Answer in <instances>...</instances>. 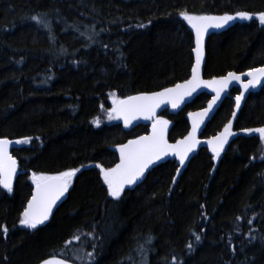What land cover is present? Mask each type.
<instances>
[{
  "label": "trees",
  "instance_id": "obj_1",
  "mask_svg": "<svg viewBox=\"0 0 264 264\" xmlns=\"http://www.w3.org/2000/svg\"><path fill=\"white\" fill-rule=\"evenodd\" d=\"M185 10L255 14L264 11V0H0V136L32 138L12 152L20 168L13 190L0 186V226L8 229L0 231V264H38L53 255L88 264L84 253L93 251L95 264H264V141L258 134L234 136L216 159L201 148L180 175L174 161L159 164L118 200L108 196L96 167H114L118 146L148 132L149 126L128 130L109 119L113 98L158 91L190 76L193 36L179 16ZM38 14L50 30L31 21ZM205 53L206 78L262 66L264 25L255 15L236 19L208 37ZM236 93L223 101L204 137L230 120L233 131L264 126V85L240 110ZM208 99L201 94L163 113L169 141L185 135L188 114ZM72 168L79 171L51 219L36 229L20 225L32 174Z\"/></svg>",
  "mask_w": 264,
  "mask_h": 264
},
{
  "label": "snow or ice",
  "instance_id": "obj_2",
  "mask_svg": "<svg viewBox=\"0 0 264 264\" xmlns=\"http://www.w3.org/2000/svg\"><path fill=\"white\" fill-rule=\"evenodd\" d=\"M254 15L259 20V23L264 25V11L255 14L247 11H238L234 15L224 14L221 16L193 15L186 10L179 12V16L187 21L194 30L196 37V47L193 49L196 54V63L192 67L191 78L183 81V83H177L173 87L163 88L158 92L141 93L135 96L125 97L124 99L113 98V107L108 110L109 119L120 117L123 119L125 127H127L138 116H144L146 119H153V124L151 135L140 136L137 139L129 140L126 144L118 146L120 162L114 167L105 168L100 164L96 165L100 169V175L103 178L104 184L107 185L108 196L115 200L121 198L125 186L136 183L150 165H153L156 161L161 160L169 154L177 157L179 163L183 165L188 154L201 143L196 138L197 129L204 122L205 117L209 116L213 106L221 98V94L228 89L231 82H238L242 89L240 94L235 97V106L237 109L241 105L244 93L250 88H255L261 84L262 80H264V66L249 68L247 72L240 74L230 71L225 76L213 77L210 80H203L199 75L203 57V38L205 32L209 28H222L237 18L251 20ZM30 19L38 26L50 30L49 21L46 16L42 14L32 15ZM138 27H144V25L141 24ZM50 39H54V37L50 36ZM242 76H246L247 80L242 79ZM201 86L211 88L215 95L212 96V99L208 101L207 107L202 111L196 113L190 112L188 114L192 120V129L188 132L187 136L181 140H177L175 144H169L166 139V130L169 121L156 117V109L165 103H170L173 109L177 108L186 97L192 96ZM112 95L113 97L115 96L114 93ZM233 116H236V112H233ZM93 123L98 126L100 120L95 119ZM231 129L232 121L230 120L224 125L222 132L206 141L213 153V159L221 155V151L224 149L229 137L235 135ZM241 131L247 134H258L260 140L264 141V126L259 128H245L241 129ZM31 139V137H25L23 140L15 141V143H29ZM10 143L7 139H0V186L9 192L13 190L12 177L16 173V160L8 154V145ZM78 171V168H72L58 172L55 175L37 174L34 172L31 179L35 188L31 198L27 202V206L21 213L19 224L29 229H36L38 225H42L47 221L52 213L53 206L69 191L72 178L76 176ZM179 171L180 169L178 168L177 172ZM173 181H175V177H173ZM237 219H240V217H237ZM251 222V220L248 221V223ZM0 231L6 235L8 229L6 226H0ZM87 235L92 236L93 233H87ZM194 237L197 242L201 240L199 234L194 233ZM255 238L254 236L251 237V239ZM72 239L80 241L81 236L74 235ZM151 240L152 238L148 237L145 242L150 244ZM71 242L70 240L67 243ZM91 247L95 250L98 245L93 243ZM187 248L191 251L193 244L189 243ZM144 252V245H138L137 253L143 255ZM95 257V251L84 253V258L87 259L88 264H95ZM76 258L81 259L79 255ZM173 259L175 260V257ZM128 260L132 261L133 257L130 255ZM41 264H66V261L53 255L43 260Z\"/></svg>",
  "mask_w": 264,
  "mask_h": 264
},
{
  "label": "water",
  "instance_id": "obj_3",
  "mask_svg": "<svg viewBox=\"0 0 264 264\" xmlns=\"http://www.w3.org/2000/svg\"><path fill=\"white\" fill-rule=\"evenodd\" d=\"M215 16H221V15H215ZM233 23H234V21H230L228 24H226V25H225L224 27H222V28H219V29H217V28H209L208 31L205 32V34H204V38H203V40H204V43H203V57H202V60H201L200 70H199V75H200L201 79H203V80H210V79L213 78V77L206 78V77H204V74H203V73H204L205 59H206L205 46H206V42H207L208 37H209L210 35H212V34H217V33L222 32L223 30L229 28ZM189 30H190V32H191V34H192V36H193V49H194V48L196 47V37H195V32H194V30L191 28V26H189ZM193 49H192L193 63H192V66H191L190 76H189L187 79L191 78V75H192V67H193V65L196 63V54H195V52L193 51ZM262 66H264V65H262ZM259 67H261V66H259ZM231 72H234V71H231ZM245 72H247V70L244 71V72H236V73H237V74H240V73H245ZM227 73H228V72H227ZM227 73L224 74V75H221V76H225V75H227ZM214 77H220V76H214ZM187 79H186V80H187ZM242 79L247 80V77H246V76H242ZM184 81H185V80H184ZM178 83H183V81L178 82ZM176 84H177V83H176ZM174 85H175V84H174ZM174 85L169 86V87H173ZM263 85H264V80H262V82H261L260 85H257L255 88H250L248 91H246V92L244 93V97H243V99L241 100V105H240V107H239L238 109L240 110V109L242 108V106L244 105V102H245L246 98L249 96V94H252V93H256V92H258V91L260 90V88H261ZM166 88H168V87H166ZM161 90H162V89H161ZM161 90H158V91H161ZM233 90H237V94H236V95L234 96V98H233V100H234V102H235V97H236L238 94H240V92L242 91V89L240 88V85H239L238 82H231V83L229 84L228 89H227L225 92H223V93L221 94V98H220V99L216 102V104L213 106V109L210 111L209 116H208V117H205L204 122L201 123L200 127L197 129V132H196V138H197L201 143H199V144L196 146V148H195L192 152H190V153L188 154V157H187V159H186V161H185V163H184L183 165H181V164L179 163V160H178L177 157H175V156L172 155V154H169V155L163 157L161 160L156 161L153 165H150L149 168L146 169L144 175H143V176H142V177H141L136 183H134L133 185H127V186H125V190H130V189H133L134 187H136L140 182H142V181L146 178L147 174H148L153 168H155L157 165L162 164V163H164V162H166V161H174L175 164L177 165V169H178V168L180 169V171L177 172V174L180 175V174L185 170V168L187 167V165H188V163L190 162V160H191V159H192V158H193V157L199 152V150H200L201 148H206V149L211 150V148H210L209 145L206 143V141H207L208 139H210V138L216 136L218 133H220V132H222V131H220V132H218V133H216V134H214V135H212V136H208V137H204V136H203V132H204L206 126H207V123L212 119V117H213V116L215 115V113L218 111V109L220 108V106H221V104L223 103V101H224L226 98H228V97L231 96V92H232ZM158 91H154V92H158ZM149 93H151V92H149ZM138 94H141V93H138ZM138 94H133V95H130V96H135V95H138ZM201 94H206V95L209 97L208 101L211 100V99H212V96L215 95V93L212 91L211 88H206V87H204V86H201L200 88H198V89L196 90V92H194V93L192 94V96H190V97H186V98L180 103V105H179L177 108L173 109V108L171 107V104H170V103H165V104H162L159 108L156 109V113H155V115H156V117L161 118V116L163 115V113H164L165 111H168V110H171V111H174V112L179 111V110L183 109L184 107H186L188 104H190V103H191V102H192L197 96H199V95H201ZM127 97H128V96H127ZM123 99H124V98H123ZM208 101L206 102V104H205V106H204L203 108L198 109V110H195V111H191V113H196V112L202 111L204 108L207 107V105H208ZM235 107H236V106H235ZM117 118H118V121H119V122L125 127L123 119L120 118V117H117ZM187 123H188V131L186 132V134H185L184 136H182V137H180V138L174 140V141H169V139H168V135H169V132H170V130H171V125L168 124V128H167V130H166V139H167V141H168L169 144H175L177 140H181V139H183L185 136H187L188 132L191 131V129H192V120H191V118H189V115L187 116ZM152 124H153V119H146L144 116H138L136 119H134V120L131 122V124H130L129 126H127V127H125V128L128 129V130H130V129H133V128L139 126V125L149 126V127H148V132H147L146 134L141 135V136H147V135H151V132H152ZM232 131H233V130H232ZM233 132L235 133V135L229 137V140H228V142L225 144L224 149H223L222 151L225 150V148L228 146V144L230 143V141L232 140V138H233L234 136H236V135L242 133V131H233ZM138 137H140V136H138ZM138 137H136V138H132V139H130V140L137 139ZM0 139H7V140H9V141L11 142V143L8 145V154L11 155V156L15 159V157L12 155V152H13V150H15V149H17V148H19V147L21 146V143H20V144L15 143V141L20 140V139L5 138V137H2V136H0ZM128 141H129V140H128ZM128 141L124 142L123 144H126ZM120 145H121V144H120ZM222 151H221V152H222ZM117 153H118V158H119V162H120V153H119V151H118V148H117ZM15 160H16V159H15ZM119 162H118V163H119ZM19 174H20V168H19L18 162H17V160H16V173H15V175H13V177H12V187H13L14 182H15V180H16V178H17V176H18ZM34 188H35V186L33 187L32 192H33ZM125 190H124V191H125ZM67 194H68V192H66L65 195H64L63 197H61L60 200L57 201V203L53 206V210H52V213H51L50 216H49V219H48L47 221H45L43 224L47 223V222L51 219V217H52L53 213L55 212V210H56V209L62 204V202L66 199ZM31 195H32V193H31ZM30 198H31V196L29 197V199H30ZM29 199H28V200H29ZM27 202H28V201H27ZM26 206H27V203H26L25 207H26ZM25 207H24V208H25ZM23 210H24V209H23ZM48 258H50V257H48ZM48 258H46V259H48ZM57 258H60V257H57ZM60 259H63V258H60ZM44 260H45V259H44ZM63 260H65V259H63ZM42 261H43V260H42ZM42 261H41V262H42ZM65 261H66V264H74V263H72V262H70V261H68V260H65ZM41 262H39L38 264H41Z\"/></svg>",
  "mask_w": 264,
  "mask_h": 264
},
{
  "label": "rangeland",
  "instance_id": "obj_4",
  "mask_svg": "<svg viewBox=\"0 0 264 264\" xmlns=\"http://www.w3.org/2000/svg\"><path fill=\"white\" fill-rule=\"evenodd\" d=\"M237 19H239V18H237ZM236 20V19H235ZM239 20H242V19H239ZM33 182V181H32ZM23 226V225H22Z\"/></svg>",
  "mask_w": 264,
  "mask_h": 264
},
{
  "label": "flooded vegetation",
  "instance_id": "obj_5",
  "mask_svg": "<svg viewBox=\"0 0 264 264\" xmlns=\"http://www.w3.org/2000/svg\"><path fill=\"white\" fill-rule=\"evenodd\" d=\"M233 102H234V100H233ZM234 105H235V102H234Z\"/></svg>",
  "mask_w": 264,
  "mask_h": 264
},
{
  "label": "bare ground",
  "instance_id": "obj_6",
  "mask_svg": "<svg viewBox=\"0 0 264 264\" xmlns=\"http://www.w3.org/2000/svg\"><path fill=\"white\" fill-rule=\"evenodd\" d=\"M192 59H193V57H192ZM186 134V133H185ZM66 260V259H65Z\"/></svg>",
  "mask_w": 264,
  "mask_h": 264
}]
</instances>
